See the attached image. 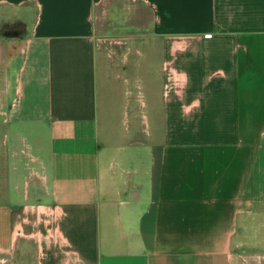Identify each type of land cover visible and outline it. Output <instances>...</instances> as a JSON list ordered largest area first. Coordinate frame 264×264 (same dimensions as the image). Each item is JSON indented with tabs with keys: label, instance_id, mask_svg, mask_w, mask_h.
I'll return each instance as SVG.
<instances>
[{
	"label": "crops",
	"instance_id": "crops-1",
	"mask_svg": "<svg viewBox=\"0 0 264 264\" xmlns=\"http://www.w3.org/2000/svg\"><path fill=\"white\" fill-rule=\"evenodd\" d=\"M0 264H264V0H0Z\"/></svg>",
	"mask_w": 264,
	"mask_h": 264
},
{
	"label": "rangeland",
	"instance_id": "rangeland-1",
	"mask_svg": "<svg viewBox=\"0 0 264 264\" xmlns=\"http://www.w3.org/2000/svg\"><path fill=\"white\" fill-rule=\"evenodd\" d=\"M13 26V25H12ZM15 26V25H14ZM112 26L113 25H107V23H105V25H99V30L101 31V32H104L105 33V35L108 37V32L110 31V29L112 28ZM16 27V26H15ZM112 33H113V31H111ZM119 35H118V37H122L123 36V33H118ZM125 98L123 97V100H124ZM128 107V106H127ZM127 107H126V109H127ZM123 126H124V128L127 130L128 129V127H129V124L125 121V122H123ZM136 130H135V128L133 127V126H131V133L132 134H135L136 132H135ZM142 132H144V131H142Z\"/></svg>",
	"mask_w": 264,
	"mask_h": 264
}]
</instances>
